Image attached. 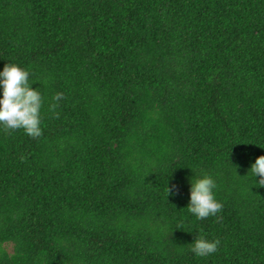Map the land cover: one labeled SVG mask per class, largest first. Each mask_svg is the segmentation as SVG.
Segmentation results:
<instances>
[{"label": "trees", "instance_id": "trees-1", "mask_svg": "<svg viewBox=\"0 0 264 264\" xmlns=\"http://www.w3.org/2000/svg\"><path fill=\"white\" fill-rule=\"evenodd\" d=\"M8 63L42 135L0 124V264H264V0H0Z\"/></svg>", "mask_w": 264, "mask_h": 264}, {"label": "clouds", "instance_id": "clouds-1", "mask_svg": "<svg viewBox=\"0 0 264 264\" xmlns=\"http://www.w3.org/2000/svg\"><path fill=\"white\" fill-rule=\"evenodd\" d=\"M0 86L3 88V97L0 99V124L6 129L23 128L28 135L38 138L42 135L40 125V109L42 97L37 89H33L29 83V73L19 66L8 63L0 72ZM63 94L57 93L52 99L57 103L50 105V110H55ZM250 172L259 177L257 187H264V155L258 157L252 164ZM190 201L187 209L198 219L215 215L221 210L222 205L214 199L213 188L215 183L207 175L190 178ZM168 194H178L176 185L167 187ZM168 195V196H169ZM177 228H182L178 224ZM220 241H209L204 236H197L194 243L190 244V250L199 257L208 256L217 251Z\"/></svg>", "mask_w": 264, "mask_h": 264}]
</instances>
